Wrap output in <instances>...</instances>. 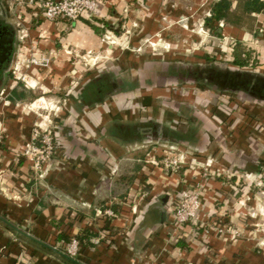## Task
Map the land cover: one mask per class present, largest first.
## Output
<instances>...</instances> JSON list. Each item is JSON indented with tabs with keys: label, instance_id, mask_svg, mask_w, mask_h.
Wrapping results in <instances>:
<instances>
[{
	"label": "crops",
	"instance_id": "1",
	"mask_svg": "<svg viewBox=\"0 0 264 264\" xmlns=\"http://www.w3.org/2000/svg\"><path fill=\"white\" fill-rule=\"evenodd\" d=\"M40 1L13 7L0 0L2 36L4 24L17 33L14 48L8 39L1 42L14 60L9 70L0 68V264H264V191L255 187L264 133L240 128L249 107L264 121V87L232 115L236 104L223 98L228 87L182 93L177 75H168L169 61L150 52L121 53L102 39L107 30L129 32L137 24L130 39L136 46L163 26L171 33L162 42L182 47L187 42L180 35L191 36L198 46L196 22L205 24L219 0H99L94 13L77 21L47 20ZM232 1L235 9L241 0ZM17 19L30 30L24 45ZM219 27L216 33L207 29L206 53L195 59L209 62L230 52L233 64L240 44L254 55L256 71L264 72V12ZM106 48L113 51L109 61L93 67L83 61L88 52L102 60ZM33 53L49 63L26 68ZM17 61L34 88L12 74ZM134 77L137 82L127 85ZM51 92L69 98L57 119L59 150L40 180L21 152L37 121L27 112L30 104ZM181 152L186 160L180 170H166L165 159ZM185 190H200L204 223L234 227L241 238L206 235L201 222L177 228L174 206ZM106 209L117 210L116 217L100 216ZM74 238L80 246L71 258Z\"/></svg>",
	"mask_w": 264,
	"mask_h": 264
},
{
	"label": "rangeland",
	"instance_id": "2",
	"mask_svg": "<svg viewBox=\"0 0 264 264\" xmlns=\"http://www.w3.org/2000/svg\"><path fill=\"white\" fill-rule=\"evenodd\" d=\"M8 1H10V5L13 7H16L17 4H23L26 2V0L25 1L24 0H8ZM18 13H19V9H18V12L16 14L13 13L12 16L13 17L17 16ZM23 16L25 15L23 14ZM166 18L167 17H163V19L165 20ZM61 20H65V19H61ZM183 20L187 21L186 18H183L181 22H183ZM18 24H21V25L18 26ZM14 25L16 29H18L19 31L22 30L24 27L29 29V27L26 26L24 19H17ZM196 28H197V35L200 38V41L198 42V46L194 45L196 44V42L194 43V40L191 38V36H184L185 37L184 38L183 36L180 35V37L178 36L180 40L187 42V44L182 47L181 46L174 47L171 43L162 42L163 40L162 37L166 39L167 37L164 35H166V33H171L169 32V30H167L166 27L164 28V26L160 30V34L156 36L155 35L151 36L144 45H140V46H136L130 43L131 37H133L135 33H137L136 31L138 29L137 24H135L134 29L129 30V32H127V29L125 30L121 29L117 33L114 30H110V31H112L115 34L116 38H118L117 43L113 45V47H115V49L116 47L121 48L122 50L119 49L121 53L130 52V53H134L137 55H141V54L148 55V53L150 52L151 55L149 56L157 57L156 58L157 61L159 59L160 60L162 59L161 61H169L171 65L169 69H167L169 70L168 75H172V76L177 75L178 83L176 84H180V86H183L182 93L183 92L185 93V91H188V90L200 92L202 89H205V88H213V90H215L216 88L218 91L224 92L219 87L226 86V88L228 87L227 92L230 94H227L223 98L229 99V105H231L232 103L236 104V106L231 108V114L233 115V113L234 114L236 112L238 113L244 107L245 109L248 108L246 106L247 101L250 100V98H251V101H253L254 100L253 95L248 93L247 89L239 91L237 89V84L240 83V84L246 85L247 87L249 86L251 87L254 86L256 88L264 87V78L262 79V78L255 76V75H260L264 77V72L256 71L254 55H251L250 65L247 68L233 67L232 62L227 60L229 59V56L227 58V55H229L230 52L228 53L222 52L220 57L215 56V58L210 59L212 61H209V62L205 61L204 59L198 61L195 58L201 59L203 55H205L206 53L205 48L207 47V45H204V44L206 43L205 42L206 39L209 38L210 32L207 30L203 22L201 23L196 22ZM105 34L102 36V39L105 41L104 43L106 45H109L104 38ZM19 35L21 34L19 33ZM29 38H30V30H29ZM25 41L20 40L21 45H24ZM96 55L99 56L100 54H96ZM112 55H113V51L111 52L109 49L106 48L105 54L102 55L103 57L102 60H100V62H98L96 65H98L99 63L109 61L108 57ZM211 55H214V54H211ZM142 65L143 64H139V67H138L139 70H141ZM134 73L137 74V73H140V71H135ZM130 79L132 82L129 83L128 81V84L126 83L127 85H133L134 82L136 83L138 80L137 77H134L133 79L130 78ZM235 89L237 91H235ZM200 93L203 94L204 92L201 91ZM39 97H45V100L39 102V104H37L36 106L37 107L36 109L29 108L27 112L29 111L34 112L35 113L34 115L37 117V121H35V126L33 128V133L35 130L37 129L40 130L42 128L43 130H40L41 137L43 136L52 137L53 138L52 143L54 146V150L52 154H48L47 151L44 153H32L30 150L31 149L30 145L34 144L33 146H36L38 148H41L42 145H44L40 139L33 141V135H32V143H28L22 148L21 157L24 161L29 163L31 170L34 172L36 177H38V179L40 180H44L49 174V171L51 170V167L54 163L55 157L59 150L60 144H59V139L57 136V127H58L57 119L59 115H62V111L67 105V102H68L67 99L69 97L66 96L65 94L54 93V92L47 93V94H40ZM260 98L261 97L258 96L257 100H260ZM218 101H221V100H218ZM197 102H195V104ZM249 108L250 110H247L246 112H250L251 114H246V115L244 114L245 120L243 123L240 122L242 125L240 126V128H245V131H248L249 133H256V132L264 133V121L258 120L256 118L257 116H254L255 110L251 107ZM210 112L211 111H209L208 113ZM227 119H231V115ZM38 120L39 121L41 120V121L38 122ZM237 124L236 126L233 127L231 131L229 130V132L232 135L236 133L235 129L237 128ZM177 154L175 156H180V155L185 156V154H183L182 152L181 154L180 153H177ZM184 160H186V156L184 157ZM168 171H171V170H168ZM263 175H264V158L262 160L261 170H260L258 179L256 181H258L260 177H263ZM255 187L264 191V186L263 187L255 186ZM222 226H226V225H222ZM214 227L219 228L221 227V224L214 226ZM78 252L73 257L70 256L69 254L68 256L71 258H76L78 255Z\"/></svg>",
	"mask_w": 264,
	"mask_h": 264
},
{
	"label": "built area",
	"instance_id": "3",
	"mask_svg": "<svg viewBox=\"0 0 264 264\" xmlns=\"http://www.w3.org/2000/svg\"><path fill=\"white\" fill-rule=\"evenodd\" d=\"M99 0H42L38 2L39 7L43 11L44 17L49 21H57L61 19H66L69 21H77L86 13L92 14L97 9ZM21 24H18L20 26ZM21 35H19V39L21 41L27 42L29 38V29L23 28L19 31ZM107 43L113 47L117 43L118 38H116L115 34L107 30L106 35L104 36ZM37 53H33L31 57L28 58L26 63L24 64L26 68H30L33 66L40 67L45 64H48L49 61L47 58H39L36 56ZM83 61L86 65L93 67L101 59L100 56L88 52L86 55L82 56ZM23 63L17 61L12 68V74L18 80L24 82L27 88H34L31 84L29 75L22 71ZM42 126V125H41ZM40 130H43L42 128ZM35 130L33 133V141L40 139L44 145L41 148L36 146H31L32 153H44L47 151L48 154H52L54 150V146L52 143L53 138L49 136L41 137V131ZM47 130V129H46ZM50 134V133H49ZM32 143V142H31ZM183 155L175 156L170 155L165 159L164 168L166 170H171L173 172H177L181 165L185 162ZM255 185L258 187L264 186V175L260 177L258 181H255ZM201 192L200 190H185L182 191L178 197L177 203L174 206V223L177 228H180L188 223H198L201 222L204 228V232L206 235H209L212 231H215L219 236H227L233 237L235 239L241 238V232L231 226H221L216 228L211 224L204 223L201 220ZM100 216L106 217H114L115 214L111 209H106L105 211H99ZM217 226V225H216ZM80 242L78 239L74 238L70 245L68 246V254L70 256H75L79 251ZM260 248H264V240L259 243Z\"/></svg>",
	"mask_w": 264,
	"mask_h": 264
},
{
	"label": "trees",
	"instance_id": "4",
	"mask_svg": "<svg viewBox=\"0 0 264 264\" xmlns=\"http://www.w3.org/2000/svg\"><path fill=\"white\" fill-rule=\"evenodd\" d=\"M262 12H264V0H241L235 9L233 8L232 0H219L213 4L211 16L205 20V27L216 33L220 29L219 23L222 21L227 24L239 25L245 17H248L253 13ZM96 30L101 33L99 28ZM115 32L117 33L118 31ZM250 59L251 52L245 51L240 44H237L234 50L233 64L239 68H245L250 65ZM112 210L114 211L116 217L117 210ZM77 239L80 242V239ZM74 263L76 264V262Z\"/></svg>",
	"mask_w": 264,
	"mask_h": 264
},
{
	"label": "flooded vegetation",
	"instance_id": "5",
	"mask_svg": "<svg viewBox=\"0 0 264 264\" xmlns=\"http://www.w3.org/2000/svg\"><path fill=\"white\" fill-rule=\"evenodd\" d=\"M4 26L7 28V36L3 37V32H5V30L0 26V37L2 36L3 38H0V68H2V70H9L10 68L8 66H10V64L13 62L14 60V51L12 52V48H4L5 50H7V52H5V50L2 49V45L1 42H4V38L8 41L7 43L11 44L12 47L14 48V45L16 44V30L7 24H4ZM5 52V56L2 55V53ZM237 88L240 89H244V90H248L249 93H251L252 95H256L253 90L258 91L259 93H261L263 90L261 89V87L259 88H255L254 86L251 87H247L246 85L243 84H237Z\"/></svg>",
	"mask_w": 264,
	"mask_h": 264
},
{
	"label": "bare ground",
	"instance_id": "6",
	"mask_svg": "<svg viewBox=\"0 0 264 264\" xmlns=\"http://www.w3.org/2000/svg\"><path fill=\"white\" fill-rule=\"evenodd\" d=\"M44 100H45V99L42 98L41 100H39V102L44 101ZM36 106H37V103H32V104L30 105V108H31V109H33V108L36 109V108H37Z\"/></svg>",
	"mask_w": 264,
	"mask_h": 264
}]
</instances>
